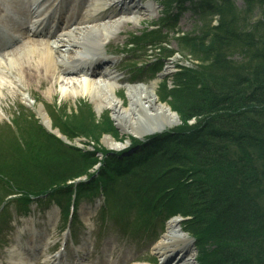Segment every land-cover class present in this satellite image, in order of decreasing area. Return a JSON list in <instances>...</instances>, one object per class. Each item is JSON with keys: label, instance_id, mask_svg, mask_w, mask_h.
Here are the masks:
<instances>
[{"label": "trees", "instance_id": "obj_1", "mask_svg": "<svg viewBox=\"0 0 264 264\" xmlns=\"http://www.w3.org/2000/svg\"><path fill=\"white\" fill-rule=\"evenodd\" d=\"M243 2L160 0L161 24L128 42L151 46L145 55L159 64L151 68L157 74L175 55L161 38L172 11L189 3L201 23L198 32L174 34L178 52L194 63L176 66L172 87L169 79L160 84L161 100L182 122L176 128L130 138V148L115 152L98 146L104 134L119 136L109 116L97 121L87 102L71 114L53 107V126L70 141L89 138L96 145L88 151L47 133L25 111L15 114L9 134L0 135V206L27 212L47 195L66 202L67 214L73 195L76 205L102 195L106 211L117 224L125 219L133 235L189 218L183 225L198 264H264V0Z\"/></svg>", "mask_w": 264, "mask_h": 264}, {"label": "rangeland", "instance_id": "obj_2", "mask_svg": "<svg viewBox=\"0 0 264 264\" xmlns=\"http://www.w3.org/2000/svg\"><path fill=\"white\" fill-rule=\"evenodd\" d=\"M70 1L75 5L79 1L80 3L78 6H80V8L72 11V13L66 16V19L69 18L68 22L67 20L64 21L61 24V28L59 25L55 35L52 37L38 38L30 36L27 26L30 25L32 26L31 28H33V24L30 22L32 13L38 11L37 9H31L30 6L33 4L31 0H15L16 3L13 10L17 12L20 17L13 20L5 17V20L9 22V27L18 29L20 33H22V35H17L20 36L21 40L14 45L12 44L10 50H7L8 53L18 50L28 40L50 44L56 42L57 44H53V46L57 49L55 54L56 56L58 55L60 68L64 65L69 68L70 72L75 71V73L67 75V77L62 75L51 77L48 74L44 75L42 72H35V69L31 66V70L28 71V73L32 75L29 80H25L10 76L8 71H3L2 68L1 72H4V78L2 80L3 85L0 89V135L9 134L7 132L8 128H5L7 125L4 124L11 123L17 113L26 112L28 110L26 113L29 115L32 113L31 115H33L35 119L40 112L45 113L47 117L50 118L49 111H51L53 107H62L61 111L64 110L66 114H71L72 111L76 112L78 110L81 103L87 102L96 120L100 121L101 118L103 119L104 117L107 119V116H109L108 120L113 123L119 134L117 139L111 135H102L98 142V146L115 151L122 150L123 147L127 148L130 138L138 139L141 137L140 135L144 136L146 131H149L150 127L164 126L167 120L161 112L155 111L156 108L153 104L149 105L148 108L145 107L148 109V114L143 116V105L148 101L147 97L143 95L142 99H140L139 95L132 94L128 91L126 86L137 84L151 85L153 91L150 92L152 95L155 96L160 103L167 104V102L161 100L162 97L159 84L164 81V79L172 78L173 74L177 71L175 66L191 67V64L194 63L191 56L187 54L182 55L178 52L179 45L174 39V34H192L198 32L201 23L197 21L196 16L190 10L191 6L189 3L185 4L186 9L181 10V12L176 11V9L172 11L167 24H163L161 38L169 44L168 51L172 54L175 53V56L168 60L163 72L160 73V79L155 78L153 71H150L142 64L144 59L153 62V60L150 59L151 57L145 55V52L151 49V46L146 47L141 45L134 47V51L125 47L128 39L130 41L132 36H141L142 33H145V30H155V28L148 29L147 27H149V25L161 24L162 20L165 18H162L165 9L160 5V0L101 1L102 4L108 8L106 11L97 13L94 16L96 18L95 23L101 24V27L83 33L81 42L84 45L82 46H67L69 33L73 31L77 34L76 28L79 27L78 24L76 26H71V29H67L70 25V16H76V13H78L77 16L79 15V17L86 15L92 10L94 2L97 0ZM234 2L239 8H242L244 5L243 0H234ZM79 23H81V21ZM105 24L108 26L107 31H104V33L109 34V39L106 43L102 42L99 46V53L103 54V57L99 65L100 68H98L94 66L97 62L92 63L90 59L89 62H87L83 59V56L86 54L83 46L93 39L95 35H100ZM47 32V30H44V33ZM121 51H131L130 54L132 53V55L120 54ZM135 51L137 52L135 53ZM150 53L151 51L148 52V54ZM133 54H135V56H133ZM2 58L3 53L0 54V59ZM158 65L159 64H157V66ZM87 66L90 67L88 72H93L92 79L100 83L99 89H101V97L104 95L102 104L106 105L109 101L111 102L113 96L109 87L106 86V82L112 81L116 83L115 86L117 88L116 92L118 98H116L115 102L119 103L120 110H115L113 107H105L99 110L89 99L80 98L74 102L61 97L59 86L65 83L68 78H80L85 76L84 73L87 71L85 69ZM152 67L151 65L150 68ZM156 70L157 69H155V71ZM24 94L27 95L25 101L23 99ZM147 104L145 105L147 106ZM174 114L178 117L176 113ZM130 121H132V123ZM179 125H181V122L178 121L175 128ZM106 137L108 140H113L115 146L112 148L109 147L105 141ZM73 144L77 147L87 148L89 150H92L91 144L94 145V147L96 145L93 144L89 138L84 137L76 138ZM102 205L103 198H99L93 203L82 201V203L78 205L75 215V220L78 223L77 225L74 224L71 229L65 227L64 223L61 221L62 211L55 201L45 202L44 199V202L40 205H32L30 214L26 217H18L15 208L11 207L9 211L12 214V220L8 224L6 223L7 219L0 229V264H14V258L10 256L7 250L23 246L28 251V247L32 241V235L35 232L38 233L42 244L39 252L32 255L30 259L32 264H51L50 261H44V256L48 257L49 260L59 253H64V248H66L65 252H67L64 261L67 262L69 258V260L73 262L72 259L76 256L73 249L74 245H83L80 249L82 252L79 255V257L82 258V264H168L167 261L161 258L157 253V250H155V245L161 240L167 225L162 231L160 223L156 228V232L152 233L150 236L145 237L147 233L141 232L140 236L143 238L131 239L130 241L121 234L124 232V223H126V220L123 219L122 225L120 222L116 224L115 219L112 218L110 214H107L106 211L101 213L100 208ZM101 216H106L107 222H104ZM130 220L132 221L131 226L133 227L136 221L135 213L130 215ZM160 233L161 236L155 241L156 236ZM55 244L56 246L54 247ZM195 254L196 251L194 250V256ZM171 259L173 260L174 257ZM177 261L172 263L176 264ZM74 262L77 263V259H75Z\"/></svg>", "mask_w": 264, "mask_h": 264}, {"label": "bare ground", "instance_id": "obj_3", "mask_svg": "<svg viewBox=\"0 0 264 264\" xmlns=\"http://www.w3.org/2000/svg\"><path fill=\"white\" fill-rule=\"evenodd\" d=\"M1 1H3L4 3L0 2L3 4L2 7H0V25L5 26L6 21L1 17L6 12L7 7H10L15 0H1ZM101 1L103 0H97L96 2H94L92 10H90L84 16L81 17L78 16L77 18H75L74 22L69 26V28H67V29H71V26L74 25L76 26L79 24V27L76 28L78 32L77 34H75V32L73 31L69 33L67 46L84 45L81 42L83 33L101 27V24L95 23L96 18L94 17L95 14L102 13L108 9L107 6H104ZM39 2L40 0H33V4L38 5ZM57 2L59 3L57 5L56 10L53 12L51 18L49 19L48 25L51 24V21L58 20L60 22V19L62 20L63 1L57 0ZM41 8H43V6H40V9ZM14 15L16 16L15 13ZM40 15H41L40 19L44 18V20H47L50 14H47V12H42ZM80 21L81 23H79ZM38 22L39 19L35 20L36 26ZM107 26L108 25L105 24V26L103 27V31H101V34L95 35L93 39H91L85 46H83V48L86 51V54L83 56V59L85 61L90 59V62L93 63V61L100 62L102 60L103 54L99 53V46L102 42L106 43V41L109 39V34L104 33V31H107ZM42 33H43L42 30L39 28H37L36 31H34V34L35 35L39 34V37L42 35ZM8 35L11 36L12 33H8ZM53 44H57V43L53 42ZM53 44L28 40L18 50L12 53H7L6 56H3V58L0 59V68H3V71H8V74L10 76H13L14 78L18 77L20 79H25V80L26 79L29 80L32 75L31 73H28V71L31 70L30 69L31 66L33 67V69H35V72H42L44 73V75L48 74L51 77H54L56 75H62L67 77V75H71L74 71L70 72L67 66L62 65V68H60L58 55L56 56L55 54L57 49L54 48ZM3 78H4V72H1L0 70V89L1 86L3 85L2 82ZM106 83H107L106 86L109 87L113 95L111 102L109 101L106 105L102 104L104 95L101 97L102 93L100 91L101 89H99L100 83L93 80L89 73H86L85 76L80 78L66 79L65 83L59 86L60 87L59 89L61 92V97L64 99H69L74 102L80 98L89 99V101L92 102L95 105V107L99 110H102L105 107H113L115 110L116 109L120 110L119 103L115 102L116 98H118L116 92L117 88L115 86L116 83L112 81H108ZM126 89H128V91H130L132 94L139 95L140 99H142L143 95L147 97L148 101L143 105L144 107L142 111V113H144L143 116H146L148 114L147 112L148 109L146 108H148L149 105L153 104L154 107L156 108L155 111L161 112L163 116L167 119L165 121V125L163 124L164 126L160 125V127L159 126H154L153 128L150 127L149 131L148 132L146 131V134L151 131L172 129L175 127V125L178 122V117L173 113V111L170 109V107L167 104L160 103L157 100V98L152 95V93L150 92L153 91L151 85L150 86L144 84L127 85ZM26 98L27 95L24 94L23 95L24 101ZM145 104H147V106ZM39 116L42 122L44 124L47 123L46 125L50 127L51 122L49 121V118L41 112L39 113ZM132 121L130 122L132 123ZM105 141L109 147L112 148L113 146H115L113 140H108L106 137ZM40 241L41 240L39 239L38 233L35 232L32 235V241L30 242L29 252L25 253V251L22 248L14 247L11 251L12 252L11 256L12 258H14V264H31L29 258H31L32 253L36 251V248L40 246L41 243ZM193 246H194L193 242L189 238V236L184 234L183 230L180 229L178 221L171 220L170 222H168L166 231L163 234L161 240H159V242L155 245V250H157V253L161 256V258L166 260L168 264H173L177 260L178 261L176 264H195L193 259L194 258ZM80 247L82 248L83 245H81ZM172 257H174L173 260L171 259ZM62 261H63V256H61L60 254L55 256L53 263L57 264L58 262V264L59 263L64 264Z\"/></svg>", "mask_w": 264, "mask_h": 264}, {"label": "water", "instance_id": "obj_4", "mask_svg": "<svg viewBox=\"0 0 264 264\" xmlns=\"http://www.w3.org/2000/svg\"><path fill=\"white\" fill-rule=\"evenodd\" d=\"M176 114H177V113H176ZM48 129H49V128H48ZM49 131H50V130H49ZM50 132H52V133L55 134L56 136L60 137L63 141L67 142L66 139H65V137L61 136L57 130H55V131H50ZM155 132H162V130L151 131V132H149V133L151 134V133H155Z\"/></svg>", "mask_w": 264, "mask_h": 264}]
</instances>
